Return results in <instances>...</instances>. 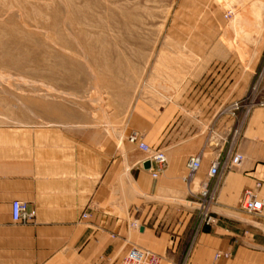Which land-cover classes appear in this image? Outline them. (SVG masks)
<instances>
[{
	"label": "rangeland",
	"instance_id": "obj_1",
	"mask_svg": "<svg viewBox=\"0 0 264 264\" xmlns=\"http://www.w3.org/2000/svg\"><path fill=\"white\" fill-rule=\"evenodd\" d=\"M263 25L264 0H0V128L117 140L111 134L124 137L134 112L163 110L164 127L211 137L206 157L232 142L235 127L239 150L261 107ZM236 101L246 108L225 112ZM201 188L199 179L191 187ZM152 200L181 201L198 223L202 212L223 211Z\"/></svg>",
	"mask_w": 264,
	"mask_h": 264
},
{
	"label": "crops",
	"instance_id": "obj_2",
	"mask_svg": "<svg viewBox=\"0 0 264 264\" xmlns=\"http://www.w3.org/2000/svg\"><path fill=\"white\" fill-rule=\"evenodd\" d=\"M261 85L257 96L264 101ZM260 106L251 112L240 142L245 160L209 181L213 206L223 211H215L216 222L200 229L197 216L181 211V201L152 199L176 196L194 203L188 199L192 185L184 180L186 162L200 151L205 154L211 137L189 138L184 127H164L163 110L159 117L134 112L124 137L111 134L117 140L98 131L64 130L57 136L49 127L0 128V264H120L132 246L156 252L161 264H264V207L248 214L252 221L232 212L257 180L263 181L264 198ZM133 132L154 149L166 147L168 162L157 177L155 163L144 167L149 154L129 140ZM211 159L203 157L196 178L200 186ZM15 199L34 211L29 221L13 220ZM217 250H230L232 257L216 261Z\"/></svg>",
	"mask_w": 264,
	"mask_h": 264
},
{
	"label": "built area",
	"instance_id": "obj_3",
	"mask_svg": "<svg viewBox=\"0 0 264 264\" xmlns=\"http://www.w3.org/2000/svg\"><path fill=\"white\" fill-rule=\"evenodd\" d=\"M256 90V88H254ZM261 105L264 104V101L260 102ZM245 105H242L241 101L234 102L225 112H231L235 115V111L240 110ZM250 110L247 109V113ZM233 139L232 142L224 140L225 144H228V147L224 149V146L218 151L217 154L211 159V165L208 171V178L202 181L201 190L194 191L190 189L191 195L195 198V202L200 204L199 208L209 210L213 206L215 201V194L209 189V181L211 178L222 176L223 173L231 170L235 166H239L244 160L245 155L239 152L237 147V140L241 135V128L235 127L232 130ZM129 140L133 143H137L139 148L149 154L150 160L156 164V169L152 172L154 177H157L159 172L165 168L168 162L167 154L160 149L152 148L148 143H146L141 134L138 132H133L129 136ZM204 153L199 152L194 155H191L187 162L186 168L187 173L184 176V180L189 184L193 185L197 178V172L202 168L203 165ZM264 171V167H263ZM263 181L257 180L254 187H247L241 196L240 207L247 214H256L262 211L264 207V198L259 193V189L262 187ZM213 211H206L201 213V219L198 229L204 224H213L216 222V216L213 214ZM35 215L34 211L29 210L26 202L15 199L11 204V216L15 221L27 222ZM88 216V213L84 212L83 217ZM135 227L138 226L137 223H134ZM232 257V252L230 250H217L215 252L214 258L216 261L222 259H229ZM120 264H161V257L156 252L142 248L139 246H132L126 255L121 260ZM185 264V263H182Z\"/></svg>",
	"mask_w": 264,
	"mask_h": 264
},
{
	"label": "water",
	"instance_id": "obj_4",
	"mask_svg": "<svg viewBox=\"0 0 264 264\" xmlns=\"http://www.w3.org/2000/svg\"><path fill=\"white\" fill-rule=\"evenodd\" d=\"M151 165H152L151 160H148L147 162L144 163V167H145V168H150Z\"/></svg>",
	"mask_w": 264,
	"mask_h": 264
},
{
	"label": "bare ground",
	"instance_id": "obj_5",
	"mask_svg": "<svg viewBox=\"0 0 264 264\" xmlns=\"http://www.w3.org/2000/svg\"><path fill=\"white\" fill-rule=\"evenodd\" d=\"M196 205H197V207H200V204L199 203H197V202H194Z\"/></svg>",
	"mask_w": 264,
	"mask_h": 264
}]
</instances>
